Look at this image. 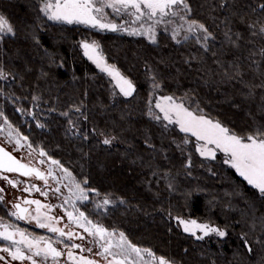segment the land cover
<instances>
[{"label":"trees","instance_id":"trees-1","mask_svg":"<svg viewBox=\"0 0 264 264\" xmlns=\"http://www.w3.org/2000/svg\"><path fill=\"white\" fill-rule=\"evenodd\" d=\"M260 2L189 0L188 19L204 23L216 37L205 52L192 38L176 44L158 33L153 44L139 35L50 21L38 0H0V14L15 29V36L0 41V69L11 77L8 84L0 83V105L32 149L59 161L75 181L86 179L85 188L125 201L99 218L88 212L107 229L123 231L138 247L177 264H264V196L219 157L199 158L175 127L165 131L146 116L155 76L162 95L188 100L193 108L199 104L240 135L264 125V57L251 55L264 48V38L247 28L264 21L258 8L253 11ZM229 30L233 40L242 35L238 48L225 37ZM81 41H96L104 63L133 82L131 97L116 94L111 101L112 84L82 55ZM32 105L43 128L22 122L14 110L28 111ZM69 127L79 135H70ZM101 133L116 137L118 146H102L94 138ZM189 155L191 167H185ZM171 216L215 225L227 237L194 240L179 232ZM0 218H8L1 205Z\"/></svg>","mask_w":264,"mask_h":264},{"label":"snow or ice","instance_id":"snow-or-ice-1","mask_svg":"<svg viewBox=\"0 0 264 264\" xmlns=\"http://www.w3.org/2000/svg\"><path fill=\"white\" fill-rule=\"evenodd\" d=\"M42 6L39 11L43 13L48 20L55 22H62L66 24H83L89 25L92 28L99 27L100 29H108L111 31L117 30V25L115 23L103 22L104 21V9L110 8L114 13L123 12L126 15L134 16L136 21L141 20L142 17H147L151 24H142L141 27L144 29V33L148 34V39L156 44L157 36V25H164L163 31L169 32L171 39L180 44L182 41H188L190 36L195 37V42L199 44L205 52L210 50V41L216 39L213 32L204 24L200 23L195 19H188L191 15L192 8L189 4V0H41ZM225 3H221L220 7L224 8ZM257 8L260 10V14L264 16V0L253 8L256 11ZM132 9L134 11H129ZM155 19L153 20V18ZM167 18V19H165ZM180 21L182 23H177ZM169 25L173 27L169 29ZM187 25V27H185ZM252 36H260L264 38V21H254L247 25ZM181 30L184 31V35L181 37ZM11 34L15 36V29L9 20L0 14V40H3L6 36ZM131 34L135 35L136 32L133 31ZM225 37L234 47L238 48L240 45L238 41L242 39L240 33H236V40L232 39L230 30L224 33ZM81 47L85 50V55L92 60L97 67L101 68V71L107 72L113 80L116 81V87L119 88L120 93L124 97H130L136 91L133 82L127 77L121 74V72L116 69L115 65L103 64L102 57L95 55V50L98 47L96 41L91 43L87 41H81ZM260 55L264 57V48L260 50L259 53H251V55ZM215 55V53H213ZM238 69V66H236ZM238 74V71H237ZM7 74L0 69V79H6ZM264 87V84L260 85ZM152 88L153 90L159 89L160 84L157 82L156 77H152ZM33 99H37L33 97ZM159 101H164L166 103H161ZM149 109L148 115L150 118L154 119L156 122L161 123L165 131H168V125H178L179 131L182 133L190 134L191 137H195L197 142L202 141L203 143H197L195 150L202 157L208 159H216V150H219L224 154V163L230 165L231 168L243 177L248 184L252 185L254 188L258 189L261 195H264V125H259L247 134L240 135L235 130L229 128L221 120L212 117L211 115L205 113L199 108V104H196L195 108L191 106H186L184 103H177L173 96H161L156 102L151 98L148 101ZM153 106L159 109L161 115L153 111ZM19 110V109H18ZM75 111L80 112L81 109L77 107ZM0 115H3L0 112ZM67 115V113H64ZM87 117H85L86 119ZM163 121L167 123L164 124ZM5 123L7 119L5 118ZM71 124L72 121L69 120ZM37 127L43 128L44 125L37 123ZM103 135V133H101ZM87 135H84V139H87ZM27 139V137H23ZM116 137H105L102 141L104 145H111ZM19 143V141H18ZM189 143V138L186 135L183 139V145L186 146ZM212 146V147H209ZM31 147V145H29ZM148 147L155 148V145L150 141L148 142ZM177 147L183 152L184 147L177 144ZM42 156L44 152L40 153ZM52 163L59 165V161L52 160ZM62 167V166H61ZM185 167H191V156L188 157V162ZM63 171L72 179L76 192L73 195L77 200H89L90 197L88 193H96L100 195L96 189L91 187H82L81 182L75 181L71 177V173L68 169L64 168ZM0 172H19L21 175L35 174L37 179H44L45 184L47 180L44 174L37 169L27 168L26 165L21 164L19 160L7 153L3 148H0ZM51 175V172H49ZM7 181L9 185L13 188L17 186L16 181L10 179L7 176L2 177ZM83 184H87L88 181L85 179ZM35 187V185H33ZM171 187V185H169ZM28 189H25L27 191ZM40 191L39 188L36 189ZM55 192H60V188L54 189ZM5 189L0 188V193H4ZM42 195H47L43 193ZM4 201V196L0 195V203ZM69 199H65V203H68ZM117 201L111 199V194H106L101 203L96 205L97 208H103L107 205L115 206ZM120 204H124L123 199H119ZM26 204H35L37 206V216L36 219L37 226L40 228H47L49 232L58 233L61 237H67L68 240H72L76 237L80 240L85 238L79 233H74L68 231L67 233L62 228H57L53 223H45L39 218V213L41 205L39 200H25ZM13 208L17 209L15 213H9L10 215H15L17 219H24L23 213L27 212V209L21 208L20 204H13ZM52 207V206H48ZM70 221L76 223L78 227H82L89 236L93 237V241L97 238L103 241L100 247L103 249V253L97 252L96 255L104 254V259L108 256H112L113 259L108 261V264H136V260L133 257L143 259L141 252L147 253L154 259L155 254L150 249H141L136 244L132 243L123 231L119 232V239L117 242L113 243L112 236L117 231L112 229L109 231L102 224L94 223L92 220L85 216V213L81 211L79 213V218L73 217L72 212H66ZM50 221H59V218L48 217ZM179 224L183 225V230L186 233H190L197 240H202L204 236L209 235L210 232H215L218 236L224 237L226 233L217 228L210 227L207 224H198L195 220L186 221L179 217L176 218ZM0 227H4V231H0V240L12 241L14 245H17L13 251L9 247H0V252H7L11 256L12 260H30L31 264H46L48 257L51 256L53 261H56L62 253L52 246L50 242H45L44 237H39L36 240L29 239L25 235L26 230H20L17 228L15 232H9L7 228L0 224ZM203 233V236L197 235L196 230ZM19 235L20 239L15 240L14 236ZM60 241H57L59 243ZM41 243H44V247H41ZM91 243V242H90ZM25 245L27 247L28 253L26 254L18 245ZM66 248H77L81 251L92 252V248L83 247L81 244H65ZM245 247L251 253L253 249L249 246L248 242L245 241ZM116 248L119 251L113 252L112 249ZM187 251V250H185ZM67 255L69 259L75 260L72 251H68ZM40 258V259H36ZM159 264H176L175 261L166 260L165 257L161 256L158 258ZM0 261H5L6 258L0 256ZM79 264H99L98 261L87 259L81 257Z\"/></svg>","mask_w":264,"mask_h":264},{"label":"rangeland","instance_id":"rangeland-1","mask_svg":"<svg viewBox=\"0 0 264 264\" xmlns=\"http://www.w3.org/2000/svg\"><path fill=\"white\" fill-rule=\"evenodd\" d=\"M38 2L40 3V7L42 6L41 4V0H38ZM129 11H134L132 9H129ZM104 15V21L103 22H109L111 21L112 23H115L117 25V30L116 31H111V30H108V29H100L99 27L97 28H92L91 26L89 25H83V24H75L74 25H80V26H84L86 28H89V29H92V30H96L98 32H105V33H119V34H128V35H133L131 34L133 31L136 32L135 35H139V36H143L145 38L148 39V34H141V33H144V29L141 27L142 24H151L152 21H149L147 19V17H142L141 20L139 21H136L135 20V17L134 16H129V15H126L124 14L123 12L117 14V13H114L112 9L110 8H105L104 9V13L102 14ZM155 19V17L153 18V20ZM167 19V18H165ZM55 22V21H53ZM62 23V22H60ZM177 23H182L180 21H177ZM169 29H171L173 26L172 25H169L168 26ZM185 27H187V25H185ZM157 28V33H164L168 36H170L171 38V35H170V31L169 32H164L163 31V28H164V25L161 24V25H157L156 26ZM184 31L181 30V37L184 35ZM133 35V36H135ZM13 36L11 34H9L8 36H6L5 38H12ZM4 38V39H5ZM190 38L194 39L195 40V37L194 36H190ZM189 38V39H190ZM3 39V40H4ZM149 40V39H148ZM2 41V40H0ZM174 42V41H173ZM184 42V41H182ZM181 42V43H182ZM91 43V42H89ZM176 43V42H175ZM177 44V43H176ZM199 45V44H198ZM200 46V45H199ZM201 47V46H200ZM79 48L81 50V53L82 55L87 59V61L97 70L99 71L100 73L104 74L111 82L112 84V87H113V91H114V94L112 95V98H111V101L113 102L116 98V94L121 96L122 98L124 99H127L129 97H124L122 93H120L119 91V88L116 87V81L112 79L111 76L108 75L107 72H104V71H101V68L97 67V65L88 58V56L85 55V50L81 47V42L79 43ZM95 55L97 56H100L99 54V51H98V47L96 48L95 50ZM101 57V56H100ZM103 64L104 61L102 60ZM11 81V77L7 74V78L6 79H0V83L1 84H8L9 82ZM161 96H166V95H162L159 91V89H156V90H153L152 88V83H151V92H150V95H149V98H148V101L149 99L151 98L154 102H156L158 100L159 97ZM131 97V96H130ZM1 98L4 100V99H8L6 98V96H4L3 94H1ZM176 102L177 103H184L186 106H189V101L188 100H184V99H176ZM148 101H147V111H146V116L156 122L154 119L150 118V116L148 115V109H149V105H148ZM161 103H166L164 101H159ZM19 109V110H18ZM14 110L19 114L20 118H21V121L24 122V121H29V120H32L34 122L37 123V119H36V115L35 114V111L37 110V107H34L33 105L30 106V109L28 111H23L21 108L15 106L14 107ZM153 111L156 112L157 114L161 115L162 117V113L159 112V109H156L154 108L153 106ZM0 112L3 113V115H0V144H2L4 147L8 148V149H12V148H17L19 147L20 145H22L23 147H26L28 148L32 153H34L37 158L43 162L46 163V165L48 167H50L53 171V173H55L57 176L61 177L63 179V181H65L66 183V186L67 188L69 189V191H71L72 193L76 192V189L74 187V184L72 182V179L68 177V175L63 171V167H61L60 165H57V164H54L52 163V160L51 158L47 157L46 154L44 153V155L42 156L40 153L42 150H34L32 149L31 147H29L28 143H27V139H23L24 136H22L15 128H13L10 123L8 122L7 120V123H5V113H4V105L3 103H1L0 105ZM7 119V118H6ZM158 123V122H156ZM164 124H166L167 122L166 121H163ZM158 124H161V123H158ZM170 127H175L178 131H179V126L178 125H168ZM69 131V134L72 135V136H78L79 135V130L76 129V128H73V127H69L68 129ZM180 132V131H179ZM182 135L184 136H188L189 138V143L186 145L187 147L191 148L199 158L203 159V160H213V159H208V158H205V157H202L199 153L196 152L195 150V146L197 143H203L202 141L200 142H197L195 137H191L190 134H186V133H182L180 132ZM105 137H112V136H105V135H101V134H94V138L95 140H97L102 146H105L107 148H112L113 146H118V143L114 140L113 143L111 145H104L102 143L103 139ZM19 141V143H18ZM209 147H212V146H209ZM216 157H219L220 160H221V163L225 166V167H228L230 168L231 170L234 171V173L239 177L241 178L245 183L246 185H248L249 187L253 188L256 190V192L258 194L259 191L258 189L254 188L252 185L248 184V182L243 178L241 177L236 171L235 169L231 168L230 165L228 164H225L223 161L225 159L224 157V154L222 152H220L219 150H216ZM69 172V171H68ZM70 173V172H69ZM2 177H4L3 174L0 173V188H4L5 190L8 189L10 191H15L17 189H28L30 191H33V190H36L37 188L36 187H33V186H28L27 184H17V186L15 188H13L11 185H9L7 183L6 180H4ZM72 178H74L72 175H71ZM75 180V179H74ZM82 187H84V184H81ZM91 193H88L87 195L90 197L89 200H77L76 197L75 198H71L69 200V203L67 204L68 208L67 207H63V210L65 212H72L73 213V217H76V218H79V213L81 211H83L85 213V216L92 220L94 223H99V221L97 219H91L88 217V212L89 213H93L96 215V218H99L101 216H105L107 215V213L110 211V210H113L115 208H117L118 206L122 207L124 206L125 204H120L118 201L120 198L118 197H115L111 194V199L117 201L115 206H112V205H107V206H104L103 208H97L96 205L98 203H101L104 196L106 194H110V193H106V194H102V195H96L95 193H92V195H90ZM261 195V194H260ZM264 196V195H262ZM62 208V207H61ZM86 209V210H85ZM36 217V216H35ZM40 218V217H39ZM177 217L176 216H171L168 218L169 221H171L176 227L177 229L179 230V232L187 235V236H190L192 237L194 240H197L194 236H192L190 233H186L184 230H183V225L179 224L178 220L176 219ZM181 218V217H179ZM5 219V218H3ZM7 219V218H6ZM41 219V218H40ZM181 219H184L186 221H191V220H194V219H185V218H181ZM198 224H207L209 225L210 227H213V228H217L221 231H224L226 233V235L224 237H220L218 236L215 232H210L209 235L207 236H204V238L202 240H197V241H200V242H207L209 240L211 241H215V240H224L226 239L227 237V232L226 230L222 229V228H219L215 225H211L209 223H205V222H200V221H197L195 220ZM101 224V223H99ZM75 228H78V231L80 233H82V235L87 239L89 240L92 244H94L95 246H98V248L100 247V245L102 243H104L103 241H100L98 238L93 241V237L89 236L88 233H86L84 231V229L82 227H78L77 225L75 226ZM112 229H109V231H111ZM196 233L197 235H200V236H203V233L200 232L198 229L196 230ZM119 239V231H116L115 234L112 236V240H113V243L117 242ZM7 247V246H6ZM13 251L15 250V248H11ZM142 249V248H141ZM143 250V249H142ZM113 252H118L119 250L116 249V248H113L112 249ZM0 253H3L4 255H6L9 259H12L11 256L9 255V253L7 252H0ZM141 256L143 257V259H140V258H136V257H133L135 260H136V264H159V256L155 255V259L151 256H149L147 253L145 252H141ZM168 260V259H166ZM15 261H19V260H15ZM110 261V260H108ZM108 261L106 262H101L103 264H108ZM19 263V262H18ZM177 264V263H176Z\"/></svg>","mask_w":264,"mask_h":264},{"label":"flooded vegetation","instance_id":"flooded-vegetation-1","mask_svg":"<svg viewBox=\"0 0 264 264\" xmlns=\"http://www.w3.org/2000/svg\"><path fill=\"white\" fill-rule=\"evenodd\" d=\"M0 146L9 152L14 158L19 160L21 164L27 166V168L37 169L44 174L45 179L47 180V184H45L44 179H37L35 174H30L27 176L15 174V173H7V172H0L4 176L13 179L18 184H27L28 186L35 185L36 188H39L40 191L37 190H27L25 189H17L15 191H10L8 189L5 190L4 193H0V195L4 196V201L0 203L2 207H4L8 213V218L3 219L0 218V224H3L9 232H15L17 228L20 230H26L25 235L28 236L29 239L36 240L39 237H44L45 242H50L53 247L59 250L62 255L57 258L56 261H53L51 256L48 257L46 264H79L81 257H85L87 259L98 261L99 264H103L101 262H106L108 260H112V256H108L107 259H104V254L96 255L97 252L103 253V249L101 247L95 246L94 244L90 243L82 233L78 231V228H75L76 223L70 221L66 212L63 210V207H67L65 203V199L75 198L73 193L69 191L66 186L65 181L55 173H53L52 169L46 165L45 162L39 160L37 156L32 153L28 148L23 147L20 145L17 148L8 149L4 147L2 144ZM51 172V175H49ZM59 187L60 192H55L54 189ZM43 193H47V195H42ZM25 200H39L41 207L39 217L45 223H53L55 227L62 228L66 233L68 231H72L74 233H79L85 239L82 241L76 237H73L72 240H68V238L61 237L58 233H52L47 230V228H40L37 226L35 216H37L35 204H26L24 203ZM13 204H20L21 208L27 209V212L23 213L24 219H17L15 215H10L9 213L17 212V209L13 208ZM52 206V207H48ZM62 207V208H61ZM48 217H56L59 218V221H50ZM0 231H4V227H0ZM15 240H19L20 236L15 235ZM57 241H60L57 243ZM65 244H81L83 247L92 248V252L81 251L77 248H66ZM9 247V248H16L17 245H14L12 241H5L0 240V247ZM22 251L26 254L28 253L27 247L23 244L18 245ZM41 247H44V243H41ZM72 251L75 260L69 259L67 252ZM0 256H4L6 258L7 264H31L30 260L24 261H15L9 259L3 253H0ZM40 259V258H36ZM19 262V263H18ZM0 264H5V261H0Z\"/></svg>","mask_w":264,"mask_h":264},{"label":"water","instance_id":"water-1","mask_svg":"<svg viewBox=\"0 0 264 264\" xmlns=\"http://www.w3.org/2000/svg\"><path fill=\"white\" fill-rule=\"evenodd\" d=\"M0 148H2L1 146H0ZM6 151V150H5ZM7 152V151H6ZM7 153H9V152H7ZM10 154V153H9ZM11 155V154H10ZM12 156V155H11ZM7 173H10V172H7ZM11 173H15V174H20L19 172H11ZM21 175V174H20ZM25 176V175H24Z\"/></svg>","mask_w":264,"mask_h":264}]
</instances>
